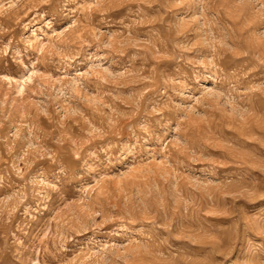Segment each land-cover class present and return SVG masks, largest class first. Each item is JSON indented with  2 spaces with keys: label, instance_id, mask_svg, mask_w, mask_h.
<instances>
[{
  "label": "rangeland",
  "instance_id": "rangeland-1",
  "mask_svg": "<svg viewBox=\"0 0 264 264\" xmlns=\"http://www.w3.org/2000/svg\"><path fill=\"white\" fill-rule=\"evenodd\" d=\"M0 264H264V0H0Z\"/></svg>",
  "mask_w": 264,
  "mask_h": 264
}]
</instances>
